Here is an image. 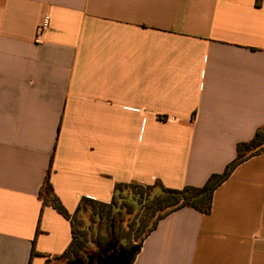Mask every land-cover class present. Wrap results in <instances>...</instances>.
Masks as SVG:
<instances>
[{"label":"crops","instance_id":"1","mask_svg":"<svg viewBox=\"0 0 264 264\" xmlns=\"http://www.w3.org/2000/svg\"><path fill=\"white\" fill-rule=\"evenodd\" d=\"M262 125L264 0H0V264L70 244L39 196L48 169L73 214L118 182L202 186ZM130 264H264V153L207 214L161 218Z\"/></svg>","mask_w":264,"mask_h":264},{"label":"trees","instance_id":"2","mask_svg":"<svg viewBox=\"0 0 264 264\" xmlns=\"http://www.w3.org/2000/svg\"><path fill=\"white\" fill-rule=\"evenodd\" d=\"M260 4V0H256ZM264 153V125L258 127L249 141L240 142L236 145V156L230 161L221 173L211 174L202 186H184L181 189H172L163 186L159 181L154 184H140L137 182H118L114 185L112 198L109 203L99 202L89 198H82L73 214L67 212L59 199L54 195L49 180L50 169L47 170L42 189L39 192L42 202L51 204L60 214L69 220L71 225L72 239L60 258L71 261L79 257L81 249L84 247L87 238V230L82 228L80 221L74 217L80 210L89 207L91 220L94 216L107 218L109 231L104 239L96 238L94 242L98 245L106 243L108 240H117V245L122 248H129L134 245L141 246L143 239L156 227L157 222L173 212L174 210L188 206L195 208L203 214H207L211 208L214 190L220 185L234 170V168L244 160ZM124 190L128 192L124 193ZM126 207L128 212L135 209H142L150 214H156L153 224L147 231L139 237L135 236V230L139 225H144L146 216L138 220L137 216H132L126 225L123 224L122 208ZM138 212V211H137ZM137 221V222H136ZM107 245L99 248L101 252ZM34 251L32 250V253Z\"/></svg>","mask_w":264,"mask_h":264},{"label":"rangeland","instance_id":"3","mask_svg":"<svg viewBox=\"0 0 264 264\" xmlns=\"http://www.w3.org/2000/svg\"><path fill=\"white\" fill-rule=\"evenodd\" d=\"M128 192V190H124V193ZM138 211V212H137ZM136 214V215H135ZM150 214L149 211H145L140 209H135L132 210V212H128V209L124 206L122 208V215H123V224L126 225L127 221H130L133 217L132 216H137L138 220L146 216V221L144 225H139L138 228L135 230V236L139 237L143 232L147 231L148 228L151 227V225L154 222V219L156 217V214L154 213L153 215H148ZM76 221L81 222V226L83 229L87 230V238H86V243L84 247L80 251L79 257L77 256L76 258H81L84 261H86V256L87 255H95L97 254V251L99 248L103 247L104 244L107 245L109 240L101 245H98L94 242V239L99 238V239H104L106 236L107 232L109 231V225L110 223L108 222L107 218H98L94 216L93 221L91 220L92 218L90 217L89 213V207H87L84 210H80L76 216L74 217ZM136 221V222H137ZM112 241V240H110ZM132 247V246H131ZM130 248V247H129ZM128 249V248H127ZM75 258V257H74ZM67 259L65 258H56L52 263L50 264H66Z\"/></svg>","mask_w":264,"mask_h":264},{"label":"water","instance_id":"4","mask_svg":"<svg viewBox=\"0 0 264 264\" xmlns=\"http://www.w3.org/2000/svg\"><path fill=\"white\" fill-rule=\"evenodd\" d=\"M139 249L138 245L128 249L122 248L117 245V240L114 239L107 243L106 248L101 250L102 253H98L96 256L87 255L86 261L74 258L66 264H130Z\"/></svg>","mask_w":264,"mask_h":264},{"label":"built area","instance_id":"5","mask_svg":"<svg viewBox=\"0 0 264 264\" xmlns=\"http://www.w3.org/2000/svg\"><path fill=\"white\" fill-rule=\"evenodd\" d=\"M47 25H48V23H47V19L45 18V19L43 20V22L41 23V25L39 26V28H40V29H43V28L47 27Z\"/></svg>","mask_w":264,"mask_h":264},{"label":"flooded vegetation","instance_id":"6","mask_svg":"<svg viewBox=\"0 0 264 264\" xmlns=\"http://www.w3.org/2000/svg\"><path fill=\"white\" fill-rule=\"evenodd\" d=\"M98 253H102V251H101V252L97 251V254H98ZM97 254H95V255H92V256H96ZM86 260H87V259H86Z\"/></svg>","mask_w":264,"mask_h":264}]
</instances>
